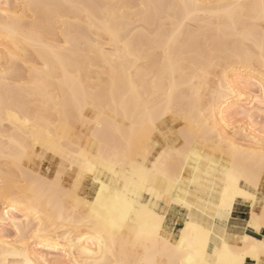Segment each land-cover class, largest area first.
<instances>
[{"label": "snow or ice", "instance_id": "snow-or-ice-1", "mask_svg": "<svg viewBox=\"0 0 264 264\" xmlns=\"http://www.w3.org/2000/svg\"><path fill=\"white\" fill-rule=\"evenodd\" d=\"M0 8L5 33L0 79L6 93L18 66L31 67L28 49L35 50L38 39L16 21L28 14L35 19L42 9L49 24L64 25V43L53 32L56 43L45 45L53 61L44 58L45 72L59 71L70 79L72 61L64 52L71 48L72 27L86 17L97 40L104 41L96 47L111 69L106 111L115 107L114 114H127L135 108L131 128L121 130L118 141L105 130L100 97L102 111L88 144L85 134L73 128L60 138L49 135L45 144L36 139L28 112L5 104L0 124L11 125L19 135L5 137L17 152L15 171L0 181V264H246V257L264 264V240L247 235L249 229L264 235V134L256 151L239 146L227 132L241 116L254 121L257 112L264 129V0ZM229 33L245 56L229 50ZM257 33L258 59L253 51ZM138 34L146 39L137 40ZM149 47L153 71L142 76ZM177 47L197 54L177 59ZM36 144L59 158L55 178L23 167ZM12 185L40 188L44 194L20 203ZM241 204L251 206L244 209L249 217L244 223L236 218ZM180 220L184 227L177 243L171 227ZM45 248L49 251L42 252Z\"/></svg>", "mask_w": 264, "mask_h": 264}, {"label": "bare ground", "instance_id": "bare-ground-1", "mask_svg": "<svg viewBox=\"0 0 264 264\" xmlns=\"http://www.w3.org/2000/svg\"><path fill=\"white\" fill-rule=\"evenodd\" d=\"M201 3V4H258L259 0H0V5L16 3L21 4H108V3ZM2 11V8H0ZM71 12V10H65ZM76 17L73 14L72 19ZM81 23L72 27L71 36V48L64 52V56L67 59H71V63L68 65L70 79L65 81L62 72H45L44 58L48 59V63L52 64L47 48L45 45H50L59 41V44L64 43V37L60 35L61 30L64 28L62 23L58 21L49 24L45 18L44 10H37L35 19L31 14L20 17L16 22L22 25L26 32H34L37 36V42L35 44V50L29 48L28 63L31 65L29 68H25L22 64L18 66L16 72L10 76L11 87L7 93L3 80L0 79V119L4 116V106L9 103L11 106L26 110L29 116L35 121V127L37 128L36 139L42 143H47L49 135L52 137L60 138L65 134L66 128H73L76 134L81 132L85 134L84 144H88V137L91 136L92 130L96 129L97 117L101 114V106L98 103V98L103 97L105 103L103 105L105 120V130L110 133L114 130L118 136L110 134L115 140H119L120 131L126 128H131V121L135 112V108L131 107L127 114L123 110H119L114 107L111 112L106 111L108 104L111 102V87L112 81L109 79L111 69H109L103 59L98 54L97 44L103 46V40H97L99 35L88 24L86 17H81ZM3 20L0 19V24ZM258 27V21H257ZM243 30V29H242ZM55 33L56 40L51 38L52 33ZM230 39L227 41L228 48L234 56H245V50L241 47L240 41L235 38L234 34H228ZM5 33L0 28V69H3V58L5 56ZM225 33L222 31L219 34V39L224 40ZM146 39L142 34H138L137 40ZM257 46L253 51L255 56L259 57V35L256 36ZM196 50L193 49L191 53L187 50H183L177 47L175 50V57L177 59H183L185 57L195 58ZM153 55L151 47L146 49V56L148 60L141 65L142 76L150 75L153 71V65L149 62ZM159 57L163 60V53H159ZM239 63V61H235ZM180 80L179 74L177 75V81ZM148 84H151V79L148 80ZM182 97H176V103H179ZM95 104V107H94ZM93 110L95 112L94 117L90 118L87 115V110ZM171 119V118H169ZM229 125H231V117H229ZM182 123L178 121V124ZM236 127H229L227 129L228 138L233 139L239 146L248 149L252 148L259 151V144L257 143L264 134V129L260 125V117L257 112L254 116V121L249 120L247 116H241L236 121ZM5 127L7 131L5 132ZM29 140L31 142L32 129H28ZM13 135H19L11 125L4 126L0 124V181L3 180L5 173L15 171V161L13 156L16 155L17 150L14 145L9 143V140L5 137H11ZM252 138V139H250ZM44 154H50L57 159L56 167L53 168V173L49 174L51 169H47V172H43L40 168L41 159ZM45 155V156H46ZM50 158V159H51ZM49 159V160H50ZM46 160V158L44 159ZM54 161V159H52ZM51 160V161H52ZM49 162V161H48ZM23 167L30 173H35L43 176H51L55 178L56 168L59 164V158L54 157L51 152L47 150V147H42L41 144H36L35 151H30L28 157L23 161ZM43 164V163H42ZM50 166V165H49ZM48 167V165H46ZM49 168V167H48ZM55 169V170H54ZM46 171V170H45ZM12 191L14 197L19 198L20 203H26L25 197L38 198L44 193L40 188L34 191H29L27 188L17 189L15 185H12ZM46 203V201H45ZM250 210V205H248ZM4 211V200L2 194H0V216ZM18 219H22L19 212L16 213ZM249 218V217H248ZM33 223L35 220L33 219ZM47 224V220H45ZM177 224V223H175ZM172 224V234L174 225ZM184 220L179 221V226L176 228L175 239L179 242V234L183 230ZM11 230V229H10ZM256 231V230H255ZM83 232H87V229H83ZM255 234V233H254ZM13 235H15L13 231ZM254 240H264V235L256 237L247 233ZM3 237L0 236V241ZM42 252H48L47 248L41 250ZM62 255V254H61ZM51 259V256H49ZM246 264H255L251 257H246ZM250 261L251 263H248Z\"/></svg>", "mask_w": 264, "mask_h": 264}, {"label": "rangeland", "instance_id": "rangeland-1", "mask_svg": "<svg viewBox=\"0 0 264 264\" xmlns=\"http://www.w3.org/2000/svg\"><path fill=\"white\" fill-rule=\"evenodd\" d=\"M88 112H87V115H88V117H90V118H92V117H94V115H95V112L93 111V110H87ZM110 134H112V135H115V136H118L117 135V132L116 131H114V130H112V131H110V133H109V135ZM115 138V137H114ZM116 139V138H115ZM46 154H44L43 155V159H41V164H40V168H41V170L43 171V172H47L48 173V171H47V169L49 170V169H51L50 171H49V174H51V172L53 173V168H55L56 166V164H57V159H55V158H51L52 156L50 155V154H47L46 156H45ZM46 158V160H44ZM51 158V159H50ZM50 159V160H49ZM52 159H54V161L52 160ZM52 160V161H51ZM49 161V162H48ZM43 163V164H42ZM56 163V164H55ZM46 165H48V167H46ZM50 165V166H49ZM46 170V171H45ZM55 170V169H54ZM179 226V223H177V224H175L173 227H174V229H173V234L175 235V232H176V228ZM248 263H251L250 261H247Z\"/></svg>", "mask_w": 264, "mask_h": 264}, {"label": "crops", "instance_id": "crops-1", "mask_svg": "<svg viewBox=\"0 0 264 264\" xmlns=\"http://www.w3.org/2000/svg\"><path fill=\"white\" fill-rule=\"evenodd\" d=\"M245 207L249 209L248 205H243V204L237 205L239 211L236 213V218H238L241 221V223H244L246 219H248V216L245 215V211H244ZM247 233L254 235L256 237H259V235L262 236L260 232L255 231L254 229H249Z\"/></svg>", "mask_w": 264, "mask_h": 264}]
</instances>
